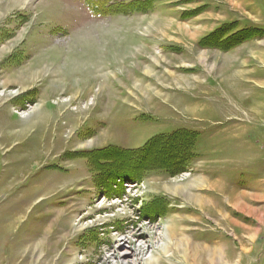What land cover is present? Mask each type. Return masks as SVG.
<instances>
[{
	"label": "rangeland",
	"instance_id": "1",
	"mask_svg": "<svg viewBox=\"0 0 264 264\" xmlns=\"http://www.w3.org/2000/svg\"><path fill=\"white\" fill-rule=\"evenodd\" d=\"M96 1L0 0V264H264V0Z\"/></svg>",
	"mask_w": 264,
	"mask_h": 264
},
{
	"label": "bare ground",
	"instance_id": "2",
	"mask_svg": "<svg viewBox=\"0 0 264 264\" xmlns=\"http://www.w3.org/2000/svg\"><path fill=\"white\" fill-rule=\"evenodd\" d=\"M53 63H56V62H53ZM45 64V65H44ZM52 64V59L49 58V57H43L42 59H40L38 62H37V66L36 68L34 67V71L31 73L30 72V69L28 72H30L31 74V78L33 77L34 73H36V71H40L41 72V69H44L46 66L48 65H51ZM53 65V64H52ZM100 67V66H99ZM97 70V69H96ZM32 71V70H31ZM26 74V73H25ZM29 76V74H27ZM26 78H20L21 80H26ZM61 79H63V76L60 74L58 75ZM94 78L91 79V82H90V85L87 86V88L84 90V92H86L90 87H93L94 85H96L98 83V81L100 79H103L102 77L100 76H95L93 75ZM65 77V76H64ZM29 78V77H28ZM29 78V80L31 79ZM67 78V77H66ZM70 78V77H68ZM10 80V79H9ZM15 80V79H14ZM18 80V79H16ZM68 79H63V83L64 85H53L52 86V90H50L51 93H54L55 91H58L60 89H63V90H66L64 89L66 86L69 87L70 89L68 91H75L76 88H77V85L76 84H72L71 85H67L69 84V81H67ZM20 81V80H19ZM23 81V82H24ZM22 81L20 83H23ZM26 82V81H25ZM24 82V83H25ZM76 81H74L73 83H75ZM23 85V84H22ZM87 95V94H86ZM5 99V98H4ZM49 117L50 115H48V113L46 114V117L45 119H43V117H38V119H40V122L42 121L43 125H42V130L46 127L45 125L46 124H49ZM37 119V120H38ZM43 119V120H42ZM37 124V122H36ZM61 128V127H59ZM42 130L40 129H37V133L41 134H45V132H42ZM39 135H37V141H39ZM47 136V135H46ZM45 136V141H44V144H47L48 142L47 139ZM32 138L30 139V141H33L35 143V138ZM32 143V142H31ZM33 143V144H34ZM29 144V143H28ZM32 144V145H33ZM31 146V144H30ZM32 147V146H31ZM32 151L31 152H34L35 148H34V145L33 147L31 148ZM28 156V155H27ZM30 157V155H29ZM21 163V161H20ZM23 163V162H22ZM18 164V163H17ZM16 166V165H15ZM17 167V166H16ZM26 168V167H25ZM15 181V180H14ZM16 182V181H15ZM200 187H203L202 190H200L199 192L201 193H204V194H208L210 193L211 195H215L217 196V202L219 204H223L224 201H225V195H226V186L224 185V181H218L216 183H212L211 185L209 184H206L205 181L201 182V185ZM196 192L197 191V187H192V186H187V187H184L183 189L182 188H176L172 193L175 195L177 193H180L183 197H185L188 201H192V204L196 207H198L199 209H206V210H211L210 207H212V204H211V200L210 198L206 195L205 197L203 198H199L198 195H196ZM40 193V192H39ZM38 193V194H39ZM179 194V195H180ZM218 194V195H216ZM14 210L16 211V213H13L11 214V218H13L12 220H15L16 218H14V216L16 217L15 214H17L18 212V207H16V209L14 208ZM220 217L222 218L223 221L226 220V218L223 216V215H220ZM2 218H0V229H4V226L2 225ZM11 220V221H12ZM11 221L9 222V224L11 223ZM13 222V221H12ZM12 224V223H11ZM8 225V224H7ZM6 225V226H7ZM180 226H182L181 228H178V229H174L172 226H169L167 227V229L165 230L166 232V238L168 240V246L167 247H170L171 250L177 252V253H181L182 255V260L185 264H187V261H192V264H211V261L216 257V259H219V260H223L225 258L224 256V251L223 249H219L217 250L218 253H214L211 249H208V248H205L204 246L202 245H198V242L196 240H193L191 238V235L189 236L188 233H191L193 231H188L184 226V222H181L180 223ZM135 236V234H134ZM118 250V249H117ZM166 253V252H165ZM207 257L206 260H204V258ZM208 258H211V259H208ZM211 260V261H210ZM150 264H153V263H150ZM156 264H159V263H156ZM161 264H168V263H162Z\"/></svg>",
	"mask_w": 264,
	"mask_h": 264
},
{
	"label": "trees",
	"instance_id": "3",
	"mask_svg": "<svg viewBox=\"0 0 264 264\" xmlns=\"http://www.w3.org/2000/svg\"><path fill=\"white\" fill-rule=\"evenodd\" d=\"M87 1L89 3L88 6H89L90 10L94 14L101 15V13H103L102 10L99 9V7H97V4H96L97 1L96 0H87ZM170 137H171L170 139L164 138L163 136L155 137L154 139L149 140L145 144V146L143 147L142 151L145 152V154H146L149 150H151L153 148L160 149L161 147H163V145L166 146V144H169L168 141H171L173 138L178 139L181 136L177 135L176 133H174V134L170 135ZM167 147H170V145H167ZM177 148H178L177 150L182 151L181 145L179 147H177ZM120 157H123V156H120ZM124 159H126V158H124Z\"/></svg>",
	"mask_w": 264,
	"mask_h": 264
}]
</instances>
